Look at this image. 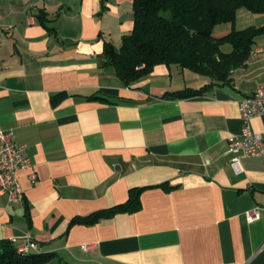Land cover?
Segmentation results:
<instances>
[{"label": "crops", "instance_id": "0c3cea01", "mask_svg": "<svg viewBox=\"0 0 264 264\" xmlns=\"http://www.w3.org/2000/svg\"><path fill=\"white\" fill-rule=\"evenodd\" d=\"M250 26L264 15L239 10L235 29ZM133 28V0H0V130L32 163L17 175L25 200L0 196V240L31 235L37 252L55 254L46 264H264V212L245 218L264 201V163L227 153L243 127L240 100L264 86V35L230 83L170 100L211 79L160 65L125 85L103 51ZM251 127L263 132L264 120ZM135 187H150L138 212L72 223Z\"/></svg>", "mask_w": 264, "mask_h": 264}, {"label": "trees", "instance_id": "16d2710c", "mask_svg": "<svg viewBox=\"0 0 264 264\" xmlns=\"http://www.w3.org/2000/svg\"><path fill=\"white\" fill-rule=\"evenodd\" d=\"M245 9L264 15V0H133L134 28L116 48L105 43L102 66L114 67L125 85L150 75L157 66H177L211 83L199 89L167 92L163 99L182 100L206 94L217 85L230 83L232 72L249 61L264 26L244 30L234 27L237 13ZM231 23L232 31L221 38L213 36L217 25ZM230 46V52L224 47ZM64 95L53 99L58 103ZM92 99H102L93 95ZM165 186V185H161ZM150 187L130 189L125 203L96 212L72 223L91 225L119 213L141 209V194ZM54 253H20L12 241L0 240V264H46Z\"/></svg>", "mask_w": 264, "mask_h": 264}, {"label": "built area", "instance_id": "2783aa9c", "mask_svg": "<svg viewBox=\"0 0 264 264\" xmlns=\"http://www.w3.org/2000/svg\"><path fill=\"white\" fill-rule=\"evenodd\" d=\"M240 109L242 131L239 135H233L228 139L227 153L237 158H261L264 163V131L255 132L251 127L253 119L264 120V86L258 87L252 95L241 99ZM30 169H32V163L28 147L18 144L12 131L0 130V196L5 197L8 204H19L25 200V192L17 175L20 171ZM31 180L33 183L36 182L34 173L31 174ZM263 212L264 201L247 211L245 218L248 223H255L261 219ZM13 243L29 251L40 249L31 235H26L22 240L13 241Z\"/></svg>", "mask_w": 264, "mask_h": 264}, {"label": "bare ground", "instance_id": "6f19581e", "mask_svg": "<svg viewBox=\"0 0 264 264\" xmlns=\"http://www.w3.org/2000/svg\"><path fill=\"white\" fill-rule=\"evenodd\" d=\"M18 251H19L20 253H31V252H37V251H29V250H26V249L21 248V247H18Z\"/></svg>", "mask_w": 264, "mask_h": 264}]
</instances>
